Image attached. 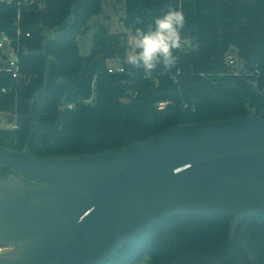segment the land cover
I'll list each match as a JSON object with an SVG mask.
<instances>
[{"label": "trees", "instance_id": "obj_1", "mask_svg": "<svg viewBox=\"0 0 264 264\" xmlns=\"http://www.w3.org/2000/svg\"><path fill=\"white\" fill-rule=\"evenodd\" d=\"M103 3L0 0V34L11 40L19 73L13 79L0 55V111L16 125L0 128V145L23 150L30 139L34 156L94 154L179 124L252 112L264 118V0H125L120 22L134 37L154 31L169 11L183 14L179 47L170 61L158 55L151 68L126 62L122 34L102 25L90 53H80L77 39ZM108 60H118L123 71L109 72ZM232 218L167 219L101 264L146 257L149 264H264V213L245 218L229 240Z\"/></svg>", "mask_w": 264, "mask_h": 264}, {"label": "water", "instance_id": "obj_2", "mask_svg": "<svg viewBox=\"0 0 264 264\" xmlns=\"http://www.w3.org/2000/svg\"><path fill=\"white\" fill-rule=\"evenodd\" d=\"M0 145V264H101L181 215L264 213V118L179 124L118 149L34 156ZM31 182L25 183L22 178Z\"/></svg>", "mask_w": 264, "mask_h": 264}, {"label": "rangeland", "instance_id": "obj_3", "mask_svg": "<svg viewBox=\"0 0 264 264\" xmlns=\"http://www.w3.org/2000/svg\"><path fill=\"white\" fill-rule=\"evenodd\" d=\"M9 1V0H8ZM125 0H104L103 11L100 15L94 16L89 22V28L83 36L78 37V44L80 53L82 55H88L90 53L92 45V37L98 31L100 25L104 26L109 33L122 34L124 42L127 45L126 49V62H130L128 57L135 53L134 35L130 30H127L120 22V19L125 15ZM0 55L2 53L0 52ZM0 61L2 58L0 56ZM107 66L116 68L120 66L118 60H108ZM88 102H92L89 98ZM13 121L9 120V114L7 112L0 111V128L10 129ZM2 250V249H1ZM0 250V252H2ZM138 264H149V259L146 257Z\"/></svg>", "mask_w": 264, "mask_h": 264}, {"label": "clouds", "instance_id": "obj_4", "mask_svg": "<svg viewBox=\"0 0 264 264\" xmlns=\"http://www.w3.org/2000/svg\"><path fill=\"white\" fill-rule=\"evenodd\" d=\"M183 23V14L180 11H169L156 20V28L149 33L137 32L134 37L135 48L140 49L137 54L129 55L133 64L143 62L146 68L153 67L154 59L159 55L166 61L171 59V49L179 47L177 27Z\"/></svg>", "mask_w": 264, "mask_h": 264}, {"label": "built area", "instance_id": "obj_5", "mask_svg": "<svg viewBox=\"0 0 264 264\" xmlns=\"http://www.w3.org/2000/svg\"><path fill=\"white\" fill-rule=\"evenodd\" d=\"M28 35V34H26ZM0 52L5 55V63H6V70L7 72H10L11 77L13 79H17L19 76L18 73V57L16 52L14 51L10 38L5 34H0ZM230 64H233V60L229 61ZM113 68L109 67L108 71L112 72ZM114 70L117 71H123L122 67L118 66L114 68ZM2 91H5V88L2 89ZM66 108L72 109L74 105L72 103H69L65 105ZM16 127V125L13 123L11 124V128Z\"/></svg>", "mask_w": 264, "mask_h": 264}, {"label": "flooded vegetation", "instance_id": "obj_6", "mask_svg": "<svg viewBox=\"0 0 264 264\" xmlns=\"http://www.w3.org/2000/svg\"><path fill=\"white\" fill-rule=\"evenodd\" d=\"M2 170V167H0V171ZM4 177H6L8 174H10V170H6V172L4 171ZM0 178H2L1 176H0ZM24 181H25V183H30L31 181L29 180V179H27V178H22ZM2 249V250H1ZM9 248H7V247H5V246H3V245H0V250L3 252V251H5V250H8Z\"/></svg>", "mask_w": 264, "mask_h": 264}]
</instances>
